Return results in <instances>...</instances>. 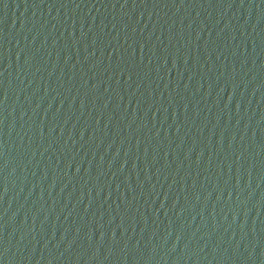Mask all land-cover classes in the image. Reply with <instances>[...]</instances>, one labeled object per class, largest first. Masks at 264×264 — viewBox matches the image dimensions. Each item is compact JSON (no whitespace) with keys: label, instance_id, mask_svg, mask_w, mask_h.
I'll list each match as a JSON object with an SVG mask.
<instances>
[{"label":"water","instance_id":"95a60500","mask_svg":"<svg viewBox=\"0 0 264 264\" xmlns=\"http://www.w3.org/2000/svg\"><path fill=\"white\" fill-rule=\"evenodd\" d=\"M0 264H264V0H0Z\"/></svg>","mask_w":264,"mask_h":264}]
</instances>
